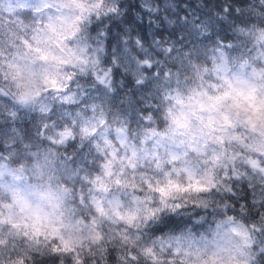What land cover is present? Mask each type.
<instances>
[{
  "label": "clouds",
  "instance_id": "9594fccd",
  "mask_svg": "<svg viewBox=\"0 0 264 264\" xmlns=\"http://www.w3.org/2000/svg\"><path fill=\"white\" fill-rule=\"evenodd\" d=\"M0 264H264V0H0Z\"/></svg>",
  "mask_w": 264,
  "mask_h": 264
}]
</instances>
